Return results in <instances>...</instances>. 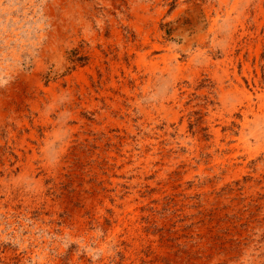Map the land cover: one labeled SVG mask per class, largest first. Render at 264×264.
Wrapping results in <instances>:
<instances>
[{
	"label": "rangeland",
	"instance_id": "obj_1",
	"mask_svg": "<svg viewBox=\"0 0 264 264\" xmlns=\"http://www.w3.org/2000/svg\"><path fill=\"white\" fill-rule=\"evenodd\" d=\"M0 264H264V0H0Z\"/></svg>",
	"mask_w": 264,
	"mask_h": 264
}]
</instances>
